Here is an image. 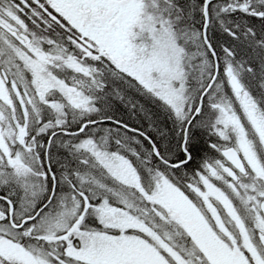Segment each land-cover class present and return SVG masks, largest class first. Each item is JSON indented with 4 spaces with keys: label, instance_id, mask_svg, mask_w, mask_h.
<instances>
[{
    "label": "snow or ice",
    "instance_id": "snow-or-ice-1",
    "mask_svg": "<svg viewBox=\"0 0 264 264\" xmlns=\"http://www.w3.org/2000/svg\"><path fill=\"white\" fill-rule=\"evenodd\" d=\"M0 264H264V0H0Z\"/></svg>",
    "mask_w": 264,
    "mask_h": 264
}]
</instances>
